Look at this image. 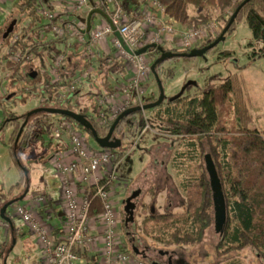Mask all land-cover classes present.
Segmentation results:
<instances>
[{"label":"trees","instance_id":"obj_1","mask_svg":"<svg viewBox=\"0 0 264 264\" xmlns=\"http://www.w3.org/2000/svg\"><path fill=\"white\" fill-rule=\"evenodd\" d=\"M46 1L50 2L52 0H20L17 4L21 14L32 11L36 15L41 4ZM159 1L166 8L167 20L184 29L199 27L210 20L207 15L192 16L190 14L192 8L204 9L211 7L219 8L221 11L232 9V12L229 15L227 14L224 19L225 26L223 30L229 25L233 17V23L227 34H233L239 24L245 23L252 31L254 39L260 40L262 43L261 48L253 52L252 58L264 57V0H250L245 4L246 0ZM123 8L129 15L130 20L138 17L131 14L133 11L128 10L124 1ZM104 10L103 6H99L98 9L94 10L91 16V25L96 22L97 12H104ZM57 21L56 19L52 23ZM13 22L18 23L15 19L11 21V24ZM52 23L34 26L31 22L30 25H23L18 32H12L7 38H4L5 32L10 27L9 25L0 39V53L3 49H6V54L2 59L6 60V69L12 72L11 77L6 81L8 82L6 95L0 97V110L3 117L0 128L7 124L13 127V133L9 141V153L18 167H22L19 158L31 148V144L35 141L43 142L45 140L44 133L36 129L35 121L37 115H40L39 109L45 110L41 114L45 118L58 115L60 117L59 121L72 120L77 128L86 130L91 137H93V134L90 129L84 128L70 117L52 114L50 111L68 110L84 116L92 123L99 137H105L111 128L102 126L99 120L89 114L90 106L84 103L82 98L75 96L62 102L59 100L63 94L62 89L73 81L72 76L61 72L60 81L48 83L51 75L42 56H36V59H32L27 64L7 60L12 54L22 53L30 47L42 43H52L54 50L49 47L45 50L53 62L59 55L67 56L63 67L67 65L69 60L80 61L83 51L86 49L85 46L78 47L77 43H61L60 39L57 38V34L52 31ZM20 32L23 34L22 38L13 43L14 35ZM51 33L52 35H49ZM42 36L43 39H41ZM216 39L204 41V44L202 43L198 49L207 47ZM159 46L165 52L176 55L155 66V74L152 73L154 78L168 60L173 62L179 59L190 60L193 58L179 55L189 53L188 50H169L163 44ZM153 50L151 48L148 52ZM222 56L223 58L231 57L229 52L223 53ZM110 58L103 55L97 56L96 61L100 69H105L113 64V59L110 60ZM116 67L122 72L126 69L125 64H117ZM174 74V68L167 69L168 78H172ZM20 83H23L22 87L19 86ZM29 97L40 98L39 108L29 114L20 117L6 107L7 104L16 103L20 98L25 101ZM158 98L151 101V103ZM143 102L146 104L145 99ZM93 107L96 113L99 114L98 105L93 104ZM134 107H139V105L134 103L130 108ZM252 108V102L244 81L239 75H232L219 86L205 90L201 96L187 99L179 98L172 101L170 105L157 110L153 118V128L171 138L183 137L186 142L182 146L183 149L176 153L172 163L177 176L181 179L180 187L185 192L184 205L186 212L179 216L168 213L152 217L151 219L155 221L156 225L153 230L155 239L162 240L161 236L156 234H160L164 227L171 225L173 231L169 235V244L174 247H195L200 246L207 235L214 231L213 197L210 178L205 165L206 156L211 155L223 185L227 204V224L224 233L219 236L220 241L216 246V257L221 258L233 252L239 253L252 250L264 263V131L256 127ZM149 111H133L126 114L119 121L114 136L121 141L136 140L144 129L146 122H148L145 114ZM24 123H26V126L20 138H18ZM54 145L55 140H51L45 146L46 149L52 150ZM111 150L113 156L118 154L116 149ZM168 150L170 153L171 149ZM186 158L191 162L187 168L183 163ZM119 160L120 157H117L116 162ZM193 160L196 162L199 160L200 162L197 169L192 166ZM21 182H23V179H21ZM14 201L17 202V200ZM3 206L2 203L0 210ZM12 206L14 207V205ZM12 206H9L5 211V216L10 219L11 223L3 236L4 241L1 245L3 249L0 250V259L3 250H6L4 259L11 251L20 230L15 223V216L11 212ZM102 213V203L98 198H95L92 201L89 217L99 221V216ZM151 219L145 220V222L147 223ZM159 224H162L160 228L157 227ZM145 230L148 234L147 227ZM77 254L81 255L82 252L77 251ZM0 264L2 263L0 262Z\"/></svg>","mask_w":264,"mask_h":264},{"label":"built area","instance_id":"obj_2","mask_svg":"<svg viewBox=\"0 0 264 264\" xmlns=\"http://www.w3.org/2000/svg\"><path fill=\"white\" fill-rule=\"evenodd\" d=\"M6 1L0 0V5ZM52 1L41 4L36 17L45 18L47 23H52L57 19L56 23H52V31L57 34L61 42L74 39L77 46H85L79 72L75 71L70 74L66 71L65 67L68 62L63 67L67 58L65 55L57 56L54 62L49 58L45 49L49 47L54 50L52 43L30 47L22 53L12 54L7 60L27 64L32 59H36V56H42L52 78H49L48 83L60 81L61 72L72 76L73 81L62 89L63 94L59 98L62 102L69 97H80L84 86L90 87L92 75L97 71L94 65L97 59L96 51L102 49L108 39L113 37L112 47L116 55L124 61L127 70L131 71V78L120 89L105 90L103 88L102 97L100 95L90 96L87 91L80 97L84 98V103L93 100V104L98 105L99 123L106 127H111L119 115L134 103L139 106L144 105V88L150 79L153 62L148 56V51L140 55L136 53L142 48V42L159 46L177 41L182 49L191 51L196 48L199 41L208 38L207 32L216 26L205 25L201 28L182 29L167 20L166 8L159 0H142L146 11L134 20H130L125 12L123 0ZM54 6L56 11H54ZM99 6L105 9L104 13L109 22L107 24L95 22L89 31V15ZM215 21L212 24H216ZM22 36L23 34L14 35L13 43L19 41ZM43 36L41 39L44 38ZM11 75V70L6 69V60L1 59L0 88ZM148 131L153 132V129L146 122L139 138ZM50 133L56 140L67 139V155L60 151H55L53 155L55 173L59 179L66 209L64 235L59 240H55L53 231L31 208L16 205L14 209V215L38 239L45 260L44 264H79L77 251L91 250L97 243L101 244V264L131 263L133 256L121 246L118 233L121 219L114 202L115 170L122 161L116 162L117 157L107 152L93 151L86 145L83 136L65 120H58L56 124L51 123ZM134 148L135 145L130 152ZM95 198H98L103 206L99 221L89 217L92 201ZM47 201L48 198L45 196L37 197L34 199V206H42ZM91 223L99 224V233L91 231ZM0 224L3 227L9 226L1 217ZM138 264L145 263L139 261Z\"/></svg>","mask_w":264,"mask_h":264},{"label":"rangeland","instance_id":"obj_3","mask_svg":"<svg viewBox=\"0 0 264 264\" xmlns=\"http://www.w3.org/2000/svg\"><path fill=\"white\" fill-rule=\"evenodd\" d=\"M55 1L57 0H53L52 2ZM11 2L12 1L7 2V4H3L4 3L3 2L0 5L1 6L0 17L2 24L1 27L2 29L0 30V39L1 36L3 35V32H5L6 28L9 25H11V21L14 19H16V22L18 23L17 25L14 26L12 32H18L23 25L28 26L30 25L31 22L34 24V26L47 24V20L45 18L44 19L37 18L36 15L32 13V11H29L25 14H21L17 4L20 2V0H13V2L12 3ZM56 10L57 9L54 6V11ZM231 12L232 9L221 11L219 8H211V7H207L204 9L192 8L190 10V14L192 16L197 17L202 15H207L210 18L208 22L203 23L201 24V26L195 28H201L202 26L205 25H216L214 28L210 29L209 32H207L209 37L199 41L198 44H201L202 42L207 41L209 39L213 40L218 38L225 26L224 19L225 17H227V14L229 15ZM216 19L217 21H215ZM213 21H215L216 24H212ZM188 28H193V27H188ZM19 34L21 35L22 32H20ZM49 35H52V33ZM261 46H262L261 41L254 39L250 28L245 23L239 24L237 26L236 31L233 34H226L225 37L212 50L208 51L203 56L193 57L190 60L179 59L172 62L171 68L175 69V74L172 78H168L167 69L165 70V72L158 73V79H155L154 75L151 73L150 79L148 80L144 88L145 102L146 104H150L151 101L158 98V96L160 95V91H162L165 96V103L177 100L183 94L188 93V91L185 90V86L187 88V86L190 83H191L189 85L190 88L195 87L194 89L195 92L200 94L202 93L201 95H203V92L205 90L211 87H217L220 84L224 83L230 76L236 73L235 70L242 68L243 66H245L248 70L244 74L245 84H248V77L250 73L254 72L260 66L264 67V57H258V60H256L255 63L252 62L255 60L254 58H252L253 52L255 50H259ZM226 52L230 53L231 56L230 58H223L222 54ZM159 53L160 52L156 49L148 52V56L151 62H153V58H154L153 56H156ZM5 54H6V49H3L0 58L2 59L5 56ZM30 75L33 76L32 74ZM203 76L209 78L207 79L208 81L207 83L206 82L202 83ZM123 82L126 83V80H124ZM7 84L8 82L3 83L1 85L0 97L6 95ZM115 84L117 83L115 82ZM19 86L22 87L23 83H20ZM177 94L180 95L177 96ZM187 98L189 97H186L184 99ZM85 103H87V105L90 106L89 114L98 120L99 119L97 118L98 114L96 113L93 107V100H89ZM39 106H40V98L29 97L25 101H23L22 98H20L19 100H17L16 103L7 104L6 107L8 108L9 111L17 113L18 116L22 117L34 111L35 109H38ZM157 108H154L145 114L148 123L150 124V126H152L153 132L148 131L141 138L138 137L134 141L122 140L121 147L116 149L118 154H116L115 156L120 157L119 161H122L121 162L122 165L119 168H116L115 170L116 181L118 180L119 184H122V182L126 180L124 179L126 178L125 173L131 174L130 169L132 168L133 165L135 166L136 164L141 168L149 164L150 162L154 161L156 158L157 161H159L160 158H164V161L170 163L171 165V163H173V159L176 153L179 152L181 149H183L182 146L186 143L183 137H177V139L171 138L170 136L158 132L156 128H153L154 125L153 118L155 115L154 113L157 112ZM262 109L264 110V105L260 107V105L255 101L252 115L254 120H256L255 121L256 127L258 129H262V128L264 129V115H261ZM151 112L154 115L151 114ZM39 113L40 115H37L35 121L36 129L44 133L43 135L45 140L43 142L41 141L33 142L34 145L32 144L33 145L31 146L32 148L28 149L24 153V155H22L19 158L22 167L16 166L9 153V141L13 133L12 125L7 124V125H3L2 128H0V206L2 203L3 205H5L9 201L17 199L22 193L30 189H31V194L39 193L42 190L43 178H47V175H51V174L53 175V172L55 174L54 161L51 159L39 160L38 153L46 154L47 147L45 145L49 143L51 140H56L52 137L50 133V124L51 123L56 124L60 117L58 115H53L48 118H45L41 115L43 113L42 111ZM2 118H3L2 111L0 110V119ZM65 121L66 123L72 125L83 136V138L86 141V145L90 147L93 151L98 153L107 152L109 154H112V150L104 149L100 147L97 144V142L94 140L95 138L90 136L89 132L77 128L73 124L72 120L68 119ZM259 126H261L262 128H259ZM174 144L175 146H177L176 151L173 152V149H171L169 153L168 149L172 148ZM134 145L135 148L130 152L131 148ZM159 147H161V149H159ZM183 163H185L184 166L187 168L188 164H190L191 162L189 161L188 158H186L185 160H183ZM199 163H200L199 160L198 162L193 160L192 166L195 169H197ZM172 170L174 171V169ZM155 171L156 170L154 169L152 173L155 174ZM175 171H174V176L176 175ZM156 172L160 176H162L158 178V185L160 187L159 189L160 196L158 201L160 202L161 194L165 196L164 193L165 190H167V187H170L171 185V182H169V180L172 179V175L169 168H168L167 176L163 174L164 173L163 169H158ZM175 177L177 180L176 184L180 189V195L183 196L185 192L184 190L181 189V187H179L181 183V179L177 175ZM21 179H23V182H21ZM164 180L168 182L167 183L168 186L163 187L165 183ZM155 185L157 184L154 183V179L149 180V185H148L149 192H148V197H146L145 200L146 199L150 200L152 196H156ZM12 188H14V190L11 192ZM149 203H150L149 201L146 202L147 209L149 208ZM16 205H18V202L14 204V207L12 206L11 211L13 210V208L16 207ZM158 212L159 214L163 213V211L160 210V208ZM175 213L176 212H174V214ZM150 214L151 213L149 212V215ZM123 215L125 214L122 213V217H124ZM141 216H143V214H141ZM14 218L17 219L16 216ZM140 220L142 221V219L139 218L138 222ZM141 221H140V225H141ZM5 231L6 230L3 229V225L0 224V250L3 249L1 245L4 241L3 236ZM172 231L173 228L171 227V225H169L166 228L164 227L163 230L160 232V236L162 240H157L155 239L156 237L152 236L153 238L152 240H156V242L160 241L157 249L164 250L165 248H169L168 245H171L168 243L170 239L169 235L171 234ZM219 236L220 234H218L214 229V231H212L209 235H207L204 242L200 246H195V247L180 246L173 248L171 245V247L173 248V250L176 251L175 256L178 259L179 258L182 259L181 264H233V263L234 264H264L263 262H261V260L256 256L255 252L252 250H245L239 253L233 252L230 255L221 258L216 257V246L220 241ZM149 240H151L150 236H149ZM34 251L35 250L33 249V246L31 247V249L28 248V246L23 241V237L17 236V239L14 241L11 251L7 254L5 259L4 256L6 255V250H3L0 262L2 264H33L34 260L29 258V255L31 254V252L34 253ZM36 254L37 253H35V255ZM156 256L157 254L154 253V257Z\"/></svg>","mask_w":264,"mask_h":264},{"label":"crops","instance_id":"obj_4","mask_svg":"<svg viewBox=\"0 0 264 264\" xmlns=\"http://www.w3.org/2000/svg\"><path fill=\"white\" fill-rule=\"evenodd\" d=\"M10 1L13 2V0H8L4 2L3 4H7V2H10ZM123 1L126 7L128 8V10L133 11V13L131 12V14H135L136 16H141L146 11V7L143 4L142 0H123ZM96 22L107 24L109 22V19L104 12H101V13H98ZM15 25H17V23H15ZM1 27H2V24H1V17H0V28ZM112 38L113 37H110L108 39L107 43L103 45L102 49H97L96 56L103 55L106 57H111L110 60L113 59V64L107 66V68L105 69H100L99 64L97 63V61H95L94 65H96L95 67L97 71L94 73V75H92V78H91L92 82H91L90 87L84 86V89H82L83 94H85L84 92L87 91L88 94L90 93L89 94L90 96L100 95V97H102V94L104 92L103 88H105V90L112 89V88L120 89L122 85L125 84V82L123 81L126 80L127 82L131 78V71H128L127 68L125 69L124 72H122L118 70V67H116L117 64L123 65L125 63L118 55H116V51L113 49L112 43H111ZM66 42L76 43V40L70 39ZM61 43H65V41ZM141 44H142L141 46L142 48L148 45V43L146 42H142ZM201 44H198L196 48L198 49L199 46H201ZM163 45L165 48L169 50H172V49L181 50L182 49L181 45L177 41L173 43H164ZM153 57H154L153 62H156L158 59L161 58V54L159 53L158 55L153 56ZM254 59L255 60L252 61L253 63H255V61L258 60V57ZM80 65H82V59L78 62L69 61L65 69L70 74H73L75 71L78 73L80 69L79 68ZM171 65H172V61L168 60V62H166L163 65V68L161 69L160 72H164L166 69L171 68ZM235 71L236 73H234L233 75H239L245 84L244 74L248 71L247 68L243 66L242 68H239ZM155 79H157V77H155ZM207 79L209 78L208 77L206 78V76H203L202 83L204 82L207 83L208 82ZM115 82L117 84H115ZM245 87L252 100L251 101L252 106L254 107L255 101L260 105V107L263 106L264 105L263 104L264 103L263 102L264 101V67L260 66L254 72L250 73L248 77V84H245ZM194 89L195 87L190 88V86L189 87L187 86L186 88L185 86V90L188 91V93L183 94L180 98L181 99H184L186 97L193 98V97H196L202 94V93L201 94L196 93ZM83 94L79 96L81 97ZM178 95L180 94H177V96ZM171 103L172 101L164 103L163 106L157 108V110L160 108H164L170 105ZM252 111H253V108H252ZM151 114L153 113L151 112ZM261 115H264L263 109H262ZM259 128H262V127L259 126ZM260 130L264 131L263 128ZM32 144L31 146L34 145ZM159 149H161V147H159ZM170 149H173V152H175L177 149V146H175L174 144V146ZM55 151H60L61 153H64V155H67V139L55 140V145L53 146L52 150L47 149L46 154L38 153L39 160H48L49 158L53 160V155ZM121 165L122 164L120 163L118 168ZM168 168L172 175V179L169 180V182H171V185L170 187H167V190H165L164 192L165 196L161 194L160 202H159L158 199L160 196L159 195L160 187L158 185V178L162 176H160L156 171L158 169H163V172H164L163 174L167 176ZM154 169L156 170L155 174L152 173ZM172 169H174L172 163L170 165V163L165 162L164 158H160L159 161H157V158H156L154 161L150 162L149 164L141 168L140 166L136 164L135 166L133 165L132 168L130 169L131 174L125 173L126 178L124 179L126 180L122 182L123 185L119 184L118 180L115 182L114 202H115L116 209L119 213V216L121 218V222H120V226L118 230L120 242H121V246L123 247V249L129 252L133 256L132 262L127 263V264H138L139 261H142L145 264H166V261L167 259H169V257H170L169 264H181L182 263V259L180 258L178 259L175 256L176 251L173 250L174 246H172L173 247L172 248L170 245H168L169 248H165L164 250H159L157 249V247L159 246V242L158 241L156 242V240H152L153 239L152 236L154 237L153 230L154 228H156V225L154 223L155 221L151 219L152 217H156L157 215H164L168 213L174 214V212H176L175 214L179 216L186 212L185 211L186 208L184 205V194L183 196L180 195V189L178 188L176 184L177 180L175 176L177 175V172L174 169V171L176 172V175L174 176V171ZM151 179H154V183L157 184L155 185L156 196H152L150 200L149 199L145 200V198L148 197V192H149L148 185H149V180ZM164 181L165 183L163 187L168 186L167 185L168 182L166 180ZM40 196L47 197L48 198L47 203L42 206L41 205L34 206V199ZM128 199H130V205L134 207L130 209V212L134 214L133 216H131L130 214L124 211V208L126 206L125 201H127ZM14 200H17L18 205H24V206L31 208L34 211V213L45 223V225L53 231L52 234L55 240H59L64 235L65 226H66V217H65L66 209H65V204L63 201V197H62V192L60 189L59 179L56 173L54 174L53 172V175L52 174L47 175V178H43L42 190L39 193L31 194V189H30L22 193L17 199H14ZM148 201L150 203H149V208L147 209L146 202ZM159 208L160 210L163 211V213L159 214L158 212ZM14 209L15 208H13V210L11 211L13 215H14ZM149 212L151 213L150 215H149ZM122 213L125 214L123 215L124 217H122ZM141 214H143V216H141ZM16 218L18 220L15 219V223L20 228L18 237H23V241L28 246V248L31 249V247L33 246V249L35 250L34 253L31 252V254L29 255V258L34 260L33 264H44L45 260H44L43 253L40 248L38 239L36 238L35 235H33L30 232L28 227L25 226L18 217ZM139 218L142 219V221L140 220L141 225H140V221L138 222ZM148 219H151V220H149L146 223L145 220H148ZM161 225L162 224H159V226L157 227L160 228ZM90 226H91L92 232L99 233L100 227L98 223H91ZM8 227H3V229L7 230ZM146 227H147L148 234H146V230H145ZM156 235L159 236L160 234L157 233ZM149 236L151 240H149ZM81 252L82 254L79 255V259H80L79 264H101V244L100 243H97V245L93 247L91 250H88V251L82 250ZM35 253L37 254L35 255ZM154 253L157 254L156 257H154Z\"/></svg>","mask_w":264,"mask_h":264},{"label":"water","instance_id":"obj_5","mask_svg":"<svg viewBox=\"0 0 264 264\" xmlns=\"http://www.w3.org/2000/svg\"><path fill=\"white\" fill-rule=\"evenodd\" d=\"M250 0H246L244 2L247 3ZM94 13L91 12V14L89 15L88 18V25L89 28L88 30L90 31L91 29V16ZM97 13H101L100 11ZM234 17L232 18L231 22L229 23V25L222 31L221 35L210 45H208L207 47L203 48V49H193L191 51H189V53H184V54H179L181 57H200L203 56L205 53H207L208 51L212 50L227 34L231 24L233 23ZM15 22H13L9 29L5 32L4 34V38H7L9 36V34L12 32L13 28H14ZM156 49L160 52L161 54V58L158 59L153 65H152V73L155 74V66L164 62L166 59H170L172 57H174L176 54L173 53H169V52H165L164 49L161 46H158L156 44H150L147 45L143 48H140L136 53L138 55L140 54H145L149 49ZM157 79H158V74L156 75ZM191 84V83H190ZM189 84V85H190ZM188 85V86H189ZM165 103V96L163 94L162 91H160V95L159 98L155 101L152 102L150 104H144L143 106H139V107H134V108H130L128 110H126L124 113H122L117 120L112 124L109 132L107 133V135L105 137H99L97 132L94 130L92 123L85 118L84 116H81L80 114L73 112V111H68V110H58V111H50V113L52 114H60L62 116H66V117H70L72 119H74L75 121H77L79 124H81L84 128L90 129L92 131L93 137L95 138V141L97 142V144L104 148V149H118L121 147V140L117 139L114 136L115 133V129L119 123V121L128 113L133 112V111H149L152 110L154 108H157L161 105H163ZM39 111H45L44 109H39ZM26 123L23 124L22 129L20 134L18 135V138H20L23 129L25 128ZM205 165H206V170L207 173L209 175L210 178V184H211V190H212V197H213V205H214V213H215V218H214V226H215V230L218 234L222 235L225 231L226 228V224H227V204H226V199H225V194L223 191V185L221 183L216 165L211 157V155H207L205 158ZM126 202V206L124 208V211L128 214H130L131 216H133L134 214L132 212H130V209L134 208L132 205H130V199H128ZM16 203V201L12 200L10 202H8L7 204H5L1 210H0V217L7 222L8 224L11 223L10 219L8 217L5 216V211L7 210V208L9 206H12ZM132 219V218H131ZM130 219V220H131Z\"/></svg>","mask_w":264,"mask_h":264},{"label":"flooded vegetation","instance_id":"obj_6","mask_svg":"<svg viewBox=\"0 0 264 264\" xmlns=\"http://www.w3.org/2000/svg\"><path fill=\"white\" fill-rule=\"evenodd\" d=\"M169 262H170V257H169V259H167L166 264H169ZM177 262H179V261H177Z\"/></svg>","mask_w":264,"mask_h":264}]
</instances>
